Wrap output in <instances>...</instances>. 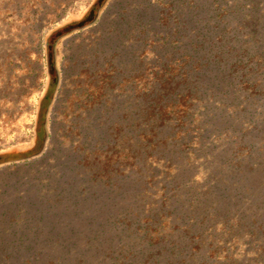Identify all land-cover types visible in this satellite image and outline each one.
<instances>
[{
  "label": "rangeland",
  "instance_id": "obj_1",
  "mask_svg": "<svg viewBox=\"0 0 264 264\" xmlns=\"http://www.w3.org/2000/svg\"><path fill=\"white\" fill-rule=\"evenodd\" d=\"M90 1L0 0V264H175L195 228L264 264V0H112L44 49Z\"/></svg>",
  "mask_w": 264,
  "mask_h": 264
},
{
  "label": "trees",
  "instance_id": "obj_2",
  "mask_svg": "<svg viewBox=\"0 0 264 264\" xmlns=\"http://www.w3.org/2000/svg\"><path fill=\"white\" fill-rule=\"evenodd\" d=\"M111 1L112 0H91L83 20L76 21V22H69L67 24L57 26L56 28H54L52 31H50L47 34L46 39H45V43H44V49L49 48V49H52L53 51H56L57 47H58V43L62 38L70 36L71 34H74L75 32H78V31H80L84 28H87L89 26L97 24L101 18L102 12L109 6ZM44 60H45L44 67L46 70H48L49 67H51V65L54 66V69L57 70L55 61L53 63H50V61L46 55L44 56ZM56 70H54L55 82L52 85V90H54L56 88V86L59 84V72H57ZM50 73H51V70H50ZM180 95H183V94H180ZM182 99H183V97H182ZM183 100L185 103L186 102L185 98ZM176 101H178V102H176ZM179 101L180 100L176 99V100H173L171 103L164 102V104L159 107L158 112L153 113L155 115V118H157L160 122H165V120L168 117V114H172L171 111H174L176 109H178V110L176 111L175 115L178 116L177 117L178 119L182 120V119H184V117H187L185 112L188 109V105H187V103L180 104ZM52 102H53V98H51L48 102V105H47L48 109L51 107ZM48 109L44 115V119H43L44 124H45V121L47 119L46 116L48 114L47 113ZM46 132L48 133L47 137L49 138V132L47 131V129H46ZM149 136L150 137H148V142L151 143L149 146V149H151V150L153 149V151H154L156 143H153V140L155 138H157L158 134L156 132H154L152 135H149ZM44 151H45V144L43 145V147L41 148V150L38 153L34 154V156L40 155V154L44 153ZM7 155H10V158L8 161H11V162L21 161L23 159L20 156L19 157H13L14 154H12L10 152H8ZM34 156H32V157H34ZM134 165H135V169L139 168V166H137V164H134ZM157 227H166L167 231H172L170 229L169 225L166 224V222L165 223H164V221L161 222L160 217H157L156 227L155 226L153 228L148 227V229H150L149 230L150 234L154 235L153 238H155V240L152 242L153 244H161L162 242H165L166 240H168V238L170 236V234L166 233L167 235L165 234L163 237H161V234L159 233V229ZM234 228L237 230L239 227L234 226ZM192 230L194 233L195 232L197 233V236L195 238L196 243L192 244L188 248L191 251L190 252L191 255L188 257V259H187V257L186 258H180L179 260L175 258V259H173V261H174L173 263H175V264H204L205 263V262H201V261H203V260H200V259H202V257H197L194 255L198 254L199 250L205 246L204 243H205L206 237L204 236V234L201 235V230H198L196 228L192 229ZM181 247L185 248V246H181ZM184 248H181V250H183ZM182 255H183V253L181 252L180 256H182ZM198 255H202V254H198ZM234 264H237V262H234Z\"/></svg>",
  "mask_w": 264,
  "mask_h": 264
}]
</instances>
